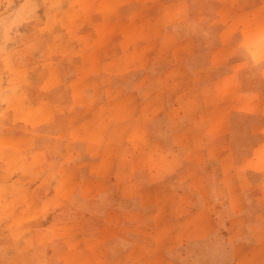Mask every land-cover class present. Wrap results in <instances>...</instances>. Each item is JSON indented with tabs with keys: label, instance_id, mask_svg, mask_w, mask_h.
<instances>
[{
	"label": "rangeland",
	"instance_id": "rangeland-1",
	"mask_svg": "<svg viewBox=\"0 0 264 264\" xmlns=\"http://www.w3.org/2000/svg\"><path fill=\"white\" fill-rule=\"evenodd\" d=\"M244 1L255 0H0V264H54L50 249L40 253L36 245H23L31 240L28 224L34 219L27 215L34 211L48 215L57 208L102 209L101 203L75 202V207L64 200H47L45 205L35 201V177L40 173L31 162L39 154L31 149L40 144L45 131L58 129L68 135L75 121L95 143L110 150L122 147L114 149L115 155L139 167L136 171L140 170L143 183L152 182L142 186L143 195H157L152 196L157 201L149 202L146 196L142 202L146 211L142 235L148 245L175 242L209 214L217 222V233L206 238L202 253L190 249V264L198 263L197 256L202 258L198 264H210L229 254L225 240L229 191L238 187L241 200L232 205L243 211L249 207L256 214L264 208L262 170L240 168L251 161L262 167V157L251 153L261 139L255 129L262 122L244 110H235L231 123L213 120L217 114L213 90L198 86L199 78H211L213 72L199 76L197 71L209 67V62L212 65L214 58L209 59L207 51L221 28V13L228 16L229 3ZM253 29L247 43L257 52L264 51V25L248 30ZM242 30L234 27L236 39ZM185 34L205 41H175ZM263 60L255 58V65L264 66ZM255 77L256 85L259 76ZM252 92V96L258 93ZM181 114L185 119L176 120ZM55 115L62 117L58 125L52 119ZM89 118L93 122L84 123ZM226 125L232 127L235 153L221 169V155L214 152L219 141L213 135L220 127L224 132ZM76 140V146H83L84 139ZM186 140L189 146H183ZM171 146L176 152H148ZM182 146L211 152H178ZM6 147L16 153L8 155ZM234 179L233 186L226 184ZM242 181L246 185L237 186ZM61 188L65 196L71 189ZM184 189L198 199L186 203L179 196ZM252 196L255 202L250 201ZM157 209L168 211L171 226L161 229ZM151 212L158 213L151 217ZM239 220L243 228L248 220L255 221L259 228L253 235L263 236L261 214ZM44 253L46 259L41 257ZM69 255L59 252L57 262L74 261Z\"/></svg>",
	"mask_w": 264,
	"mask_h": 264
},
{
	"label": "crops",
	"instance_id": "crops-1",
	"mask_svg": "<svg viewBox=\"0 0 264 264\" xmlns=\"http://www.w3.org/2000/svg\"><path fill=\"white\" fill-rule=\"evenodd\" d=\"M228 11L226 17H223L225 12L221 13V28L217 33V38L214 39V45L207 51L209 59L214 58L212 65L209 62V67L203 66L197 71L199 76H206L208 72H213V76L199 78L198 86L201 85L204 89L208 86L213 90V106L217 108V114H219L218 116L215 113L213 120L218 123L226 120L231 123L235 110L249 111L254 113L251 116L261 118L262 124L258 129H255V132H260L261 139L253 146L251 153L253 155L257 153L262 157V167L259 168L251 161L240 168L251 171L262 170L264 174V66L258 67L255 65L258 62L254 61L255 58H264V51L257 52L258 49L255 51L251 47L252 44L247 43L249 33L255 30L248 29L264 25V0L229 3ZM235 26L244 29L239 39L234 36ZM228 30L230 33L229 36H226ZM175 41L197 43L205 41V39L185 34L177 37ZM196 52L198 54L197 50ZM255 74L259 76L256 85ZM254 90L258 91L256 96H252ZM226 105L229 106V110L226 109ZM229 114L230 118L227 116ZM223 115L227 117L222 118ZM91 118L85 120L84 123L91 124L93 122ZM52 119L56 125L62 121L61 115H55ZM184 119L185 114H181L176 120ZM75 123V126L70 125L68 135L58 129L53 132L49 130L43 132L40 144L31 149V153L39 154L37 160L31 162L32 165L35 164L40 173L35 177L37 185L35 182L33 183L38 187L35 201L42 202L43 205L47 200L70 201L73 205L75 202L80 205L101 203L102 209L93 208V210L87 211L70 208V210L64 209L63 211L57 208L48 215L40 209L34 211L27 215L34 219L28 224L31 240L28 244L24 243L23 245H36L40 253L41 250L47 253L46 251L50 249L49 257L53 259L54 264H190V249L200 250L202 253L206 246V238L217 233V222L214 217L209 214L204 215V223L197 221L193 224L194 229L191 233L189 231L182 233L175 242L148 245L149 240H143L142 235L143 216L146 214L142 208V202L146 200V196H148L149 202L157 201L152 197L157 195L154 193L143 195L142 186L150 185L152 182L143 183L137 173L140 170L136 171L139 167H135L129 161L120 159L121 156L115 155L114 149L120 150L122 147L117 146L110 150V147L107 149L103 143H95L87 137L83 125H78L77 121ZM231 129L230 125H226L224 132L220 127V130L214 132L213 135L217 136L219 141V146L215 147L214 152L221 155V159H219V168L221 169L225 168L234 158ZM109 130L110 134H113L114 131ZM78 138L84 139L81 147L76 146ZM182 144L189 146L190 142L186 140ZM183 146L178 149V152L195 151L201 154L211 152V150L200 151V147H197L196 151L192 146H190L191 149L185 150ZM6 148L5 152L8 155L16 153L15 149ZM107 151L110 153L107 154ZM142 152L143 150L140 149V153ZM148 152L170 154L176 152V149L171 146L162 151L150 150ZM131 171L133 173L130 175ZM126 174L130 176L127 177ZM236 183L234 179L226 184L233 186ZM245 185V181L237 184V186ZM262 185H264V176ZM46 187H52L47 192L48 194L45 192ZM59 187L60 189H62L61 187L71 189L65 193V196L61 194ZM165 187L170 189L168 186ZM186 191L188 189L182 190L179 195L186 203L198 199L197 194ZM238 191V187L232 188L229 191L230 194L228 193L226 196L225 240H228L230 252L223 259L220 258L210 264H264V224L261 229L263 236L257 239L253 234L259 225L253 220H248L246 227L243 228V223L239 220L242 217L249 218L253 214L258 215V213L264 219V208L257 210L255 214L253 213L255 209L251 210L248 207L243 211L240 206L232 205L234 200H241ZM199 196H202L201 198L204 200L202 194ZM255 198L252 196L250 201L255 202ZM166 202H171V200L167 199ZM86 206L90 208V204ZM203 207L204 205L201 208ZM150 210L155 212L156 209ZM158 211L161 212V229L171 226L173 218L166 215L168 211ZM187 211H189V207ZM153 212L150 213L151 217L158 213ZM218 242L222 243V241ZM221 246L224 247V244ZM64 251L70 254V260H75L57 262V255ZM29 252L34 253V251ZM45 253L41 257L46 259ZM83 255L86 259L83 258ZM197 259L202 261V258H198V256ZM195 263L197 262L195 261Z\"/></svg>",
	"mask_w": 264,
	"mask_h": 264
}]
</instances>
